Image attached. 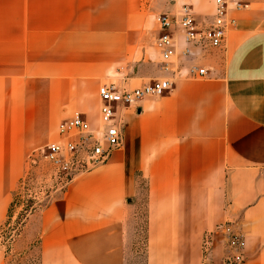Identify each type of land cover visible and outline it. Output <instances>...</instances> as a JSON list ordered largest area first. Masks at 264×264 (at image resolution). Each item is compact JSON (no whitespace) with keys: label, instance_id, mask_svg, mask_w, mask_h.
Listing matches in <instances>:
<instances>
[{"label":"crops","instance_id":"0c3cea01","mask_svg":"<svg viewBox=\"0 0 264 264\" xmlns=\"http://www.w3.org/2000/svg\"><path fill=\"white\" fill-rule=\"evenodd\" d=\"M244 1L230 9L236 23L221 47L190 45L182 56L188 44L180 37L167 70L155 64L161 68L145 75L139 0H6L15 23L0 24V101L38 102L22 116L79 111L96 128L103 78L171 82L123 115L122 144L105 162L28 215L22 240L36 235L38 264H125L142 185L145 264H230L228 233L243 237L239 264H264V0ZM191 4L213 21L212 0ZM9 122L0 119V132ZM15 163L0 158V227L18 181Z\"/></svg>","mask_w":264,"mask_h":264},{"label":"rangeland","instance_id":"374dc122","mask_svg":"<svg viewBox=\"0 0 264 264\" xmlns=\"http://www.w3.org/2000/svg\"><path fill=\"white\" fill-rule=\"evenodd\" d=\"M235 1L245 3L244 0ZM139 5L138 11L141 13L144 23L139 31L142 35L141 40H138V47L145 50L149 58L148 62L143 63L147 64L143 66V72L147 75L161 68V65L156 66L155 64H162L156 61L157 57H160L154 45V41L159 34L156 17L158 14L171 15L176 11V8L173 6L170 8L171 5L166 0H139ZM191 6L193 9L192 4ZM193 12L199 25L205 27L210 24V20L203 21L194 10ZM10 17L11 13L7 8L6 0H0V24L6 22V25L13 26L15 22ZM154 77L153 75L151 77L147 76L142 78V82L136 83V81H128L129 75H111L99 81L96 89L101 83L106 82L133 88L143 83L152 82L155 79ZM15 87L18 88L19 86ZM34 104L36 105L38 102L0 101V119L10 121L2 126L4 131L0 132V158L9 160V162L12 158L14 159L16 162L15 172L18 177L12 203L8 210L9 218L0 227V240L4 246L5 264H38L36 235L31 238L29 243L22 240L26 217L22 216L21 212L23 214L24 208H28L30 202L31 205L28 211H30V208H33L34 211L44 205L54 191L63 190L75 175L89 170L79 171L70 179L68 177L71 176H65L64 173L55 170L48 161L43 159L41 148L49 141L58 139L57 123L66 116L20 115L28 112L25 108H29ZM98 105L97 99V109ZM93 115L94 113L91 115L88 113L90 120L94 119ZM95 118L98 122V114ZM139 190V195L135 200L136 204L127 222L125 264H145L144 186H140ZM28 213L27 217L30 214ZM19 216L20 218H18Z\"/></svg>","mask_w":264,"mask_h":264},{"label":"built area","instance_id":"2783aa9c","mask_svg":"<svg viewBox=\"0 0 264 264\" xmlns=\"http://www.w3.org/2000/svg\"><path fill=\"white\" fill-rule=\"evenodd\" d=\"M166 1L175 7L176 11L171 15L158 14L156 17L159 34L154 45L160 52L163 70H167V64L177 55L180 37L188 44L181 50L182 56L190 55V45L201 48L221 47L228 30L236 23L235 18L229 14L230 9L240 10L246 6L235 0H212L213 21L202 27L196 22L191 0ZM195 68L193 67L191 71ZM197 73L204 75L206 70L198 68ZM170 88L171 82L167 78L154 79L133 88L112 82L101 83L97 87L99 102L97 127L92 128L84 114L79 111L61 119L56 126L58 139L49 141L41 148L43 159L55 170L64 173L65 176H71L68 177L70 179L79 171H87L105 162L111 152L122 144L123 115L136 111L144 97L161 96ZM242 246L241 234L228 233V263L242 262Z\"/></svg>","mask_w":264,"mask_h":264},{"label":"trees","instance_id":"16d2710c","mask_svg":"<svg viewBox=\"0 0 264 264\" xmlns=\"http://www.w3.org/2000/svg\"><path fill=\"white\" fill-rule=\"evenodd\" d=\"M30 205H31V202H30ZM30 205H29V207H30ZM28 207V208H29ZM28 208H24V212H23V214H22V212H21V215L22 216H24V217H26L27 218V212H29V213H31V211H33V208H30V211H28ZM28 213V214H29ZM26 214V215H25ZM18 218H20V216L18 217ZM23 224V223H22Z\"/></svg>","mask_w":264,"mask_h":264}]
</instances>
